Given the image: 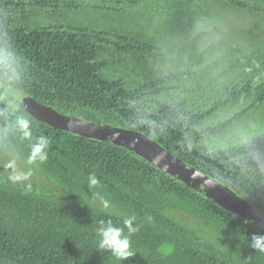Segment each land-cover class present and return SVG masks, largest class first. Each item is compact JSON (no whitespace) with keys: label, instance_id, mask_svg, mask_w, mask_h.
<instances>
[{"label":"trees","instance_id":"16d2710c","mask_svg":"<svg viewBox=\"0 0 264 264\" xmlns=\"http://www.w3.org/2000/svg\"><path fill=\"white\" fill-rule=\"evenodd\" d=\"M209 1L264 19V0ZM26 5L32 13L46 7L43 0H0V84L21 95L0 91V157H20L51 186L38 190L36 183L0 173V264H264V251L252 246L253 235H264V229L133 151L35 119L23 103L29 96L64 114L139 131L264 211V133L240 145L217 148L211 142L264 102V48L254 46L243 59V77L227 79L232 100L242 99L246 107L210 124L204 97L193 100L178 86L191 73L137 84L113 73L122 62L118 54L155 49L156 43L73 26L32 28L24 16L13 17ZM110 47L114 51L105 54ZM170 79L175 84L165 89ZM169 91L174 96L164 95ZM21 120L29 122L30 136L23 134ZM41 135L51 142L43 162L30 159ZM90 175L96 185H90ZM94 197L121 214L90 203ZM128 218L138 228L129 236L135 254L120 260L99 247L97 229L111 222L129 235L123 223Z\"/></svg>","mask_w":264,"mask_h":264},{"label":"rangeland","instance_id":"374dc122","mask_svg":"<svg viewBox=\"0 0 264 264\" xmlns=\"http://www.w3.org/2000/svg\"><path fill=\"white\" fill-rule=\"evenodd\" d=\"M43 2L45 8L32 13L30 6L26 5L15 12L13 17L20 19L24 16L25 25L32 28L73 26L89 32L98 30L122 33L133 40L141 38L145 42L156 43L158 47L155 49L144 47L140 51L139 48H133L118 54L122 62L112 70L113 73L130 80L132 84L144 83L157 75L170 76L181 71L191 73L189 77L180 78L178 86L183 84L184 92H190L191 99L202 100L204 97V102H208L205 111H208L207 122L210 124L230 118L246 107V101L232 100L226 83L228 78L234 80L237 76L243 77V65L248 63L243 59L247 60L251 56L254 46L264 48L263 18L237 12L221 2L209 0H195L189 5L177 0ZM236 48L239 51L230 53V50ZM113 51L110 47L105 54L109 55ZM166 84L169 85L165 89L173 87L175 82L170 79ZM11 90L0 84L2 93L17 98L21 96L18 91ZM169 92L164 95L174 96L172 91ZM230 99L232 105L226 103ZM245 113L227 129L219 132L215 140H211L214 147L240 145L264 133V102ZM0 166L3 167L0 173L5 172L1 177L36 183L38 190L51 186L41 171L18 156H1ZM8 178L5 180L8 181ZM89 202L103 210L121 214L118 208L101 198L94 197Z\"/></svg>","mask_w":264,"mask_h":264},{"label":"water","instance_id":"95a60500","mask_svg":"<svg viewBox=\"0 0 264 264\" xmlns=\"http://www.w3.org/2000/svg\"><path fill=\"white\" fill-rule=\"evenodd\" d=\"M23 103L25 110L35 119L59 130H67L102 141H111L115 145L133 151L232 214L264 229L263 210L249 203L228 186L186 164L182 159L141 132L111 124L95 123L79 116L64 114L51 106L38 103L29 96L23 99ZM2 168L0 166V170Z\"/></svg>","mask_w":264,"mask_h":264},{"label":"clouds","instance_id":"9594fccd","mask_svg":"<svg viewBox=\"0 0 264 264\" xmlns=\"http://www.w3.org/2000/svg\"><path fill=\"white\" fill-rule=\"evenodd\" d=\"M19 123L23 134L25 136H30L29 122L27 120H21ZM50 143V140L46 136H39L31 146L30 159H38L41 162L46 161L48 159L46 150L49 148ZM89 182L90 185H96L98 180L95 175H90ZM123 223L127 227L129 235H123V229L114 226L111 222L101 224L97 229V233L100 237L99 247L111 251L120 260H126L135 254L131 249L129 236L138 230L137 227L132 226V218L125 219ZM252 246L260 251H264V235L254 234Z\"/></svg>","mask_w":264,"mask_h":264}]
</instances>
